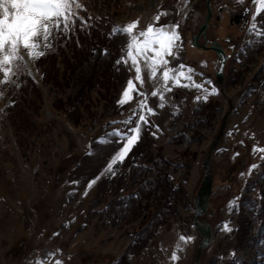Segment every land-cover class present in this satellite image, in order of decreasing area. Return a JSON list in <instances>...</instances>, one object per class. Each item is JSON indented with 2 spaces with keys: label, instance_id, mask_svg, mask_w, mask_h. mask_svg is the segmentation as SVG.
I'll use <instances>...</instances> for the list:
<instances>
[{
  "label": "rangeland",
  "instance_id": "374dc122",
  "mask_svg": "<svg viewBox=\"0 0 264 264\" xmlns=\"http://www.w3.org/2000/svg\"><path fill=\"white\" fill-rule=\"evenodd\" d=\"M166 1L76 0L67 28L33 50L42 56L21 49L24 59L5 66L8 82L0 72V264H193L201 242L194 198L233 106L211 156L214 215L202 220L214 233L200 264H264V8L256 0H216L215 9L222 2L252 8L246 28L226 19L209 33L222 43L241 39L221 88L204 75L212 73L213 52L188 48L193 68H177L179 39L162 57L158 44L140 52L133 43L150 25L181 30L175 12L191 0ZM134 21L131 35L117 31ZM160 59L166 63L153 75ZM129 80L135 90L121 105ZM133 127L139 132H128ZM126 132L137 138L107 171L122 142L113 134ZM147 162L155 166L149 175Z\"/></svg>",
  "mask_w": 264,
  "mask_h": 264
},
{
  "label": "snow or ice",
  "instance_id": "6c2138e0",
  "mask_svg": "<svg viewBox=\"0 0 264 264\" xmlns=\"http://www.w3.org/2000/svg\"><path fill=\"white\" fill-rule=\"evenodd\" d=\"M256 3L264 8V0H256ZM73 4H76V0H0V72H3L6 77L4 82H8L7 77L10 71V69L5 66L10 65L14 60L22 61L24 59V55H22L20 51L21 49L24 50L27 56L38 58L43 55V52H34L33 50L40 48L41 42L47 41L54 29L60 31L61 25L67 28L69 21L74 15L72 12ZM159 18V16L156 17L157 20H159ZM72 22L74 23L75 21ZM138 24V21H134L126 28L117 31L131 35L133 30L138 27ZM255 27L256 25L253 24V28ZM260 34H264V32ZM140 37L145 38L142 43L139 41ZM176 39H178V36L175 32L166 33L162 28L157 30L151 25L146 31L140 32L138 36H132L133 43L138 46L140 52H144L152 45L158 44L160 47V51L156 52L158 57L171 55L173 41ZM128 49L129 51L127 54L132 58L133 66H135L137 62L132 53L133 44H129ZM124 62L127 63V61ZM117 63H121V61H117ZM157 63H166V61L163 59L153 61L151 69L153 75L156 72L155 65ZM135 71L139 74L141 68L136 66ZM163 75L165 80L169 78V73L167 71H165ZM136 79L143 82L139 75H137ZM176 79L178 80L179 78L177 77ZM132 90H135L133 81L129 80L127 82V88L122 94L123 98L119 101L121 105L130 101V92ZM138 94L142 95V93ZM155 94L154 92L153 95ZM141 106H144L143 102H141ZM149 111H151V109H149ZM139 120L147 123L142 116L139 117ZM132 122V118H129L125 123ZM128 132L134 134L138 133L139 127L130 128ZM113 135L122 137V142L121 147L112 158L111 163L107 166V171H111L112 164H115L118 160H123L125 154L130 150L137 138L135 135H128L127 132L123 134L114 133ZM258 151H264V149H259ZM94 182L95 181H92L91 183ZM181 239L187 240L191 238L181 237ZM173 258L178 259V257L175 256Z\"/></svg>",
  "mask_w": 264,
  "mask_h": 264
},
{
  "label": "water",
  "instance_id": "95a60500",
  "mask_svg": "<svg viewBox=\"0 0 264 264\" xmlns=\"http://www.w3.org/2000/svg\"><path fill=\"white\" fill-rule=\"evenodd\" d=\"M213 49L219 54V56L222 59V70H223L225 63L228 60V57L224 55V51L221 49V47L219 45L214 44ZM219 76H220L219 78H221L222 75L219 74ZM223 128H224V124H223L222 130H221V132H220V134H219V136H218V138H217V140L213 146V149L215 148V146L217 145L219 139L221 138V136L223 134ZM204 165H205L206 170L210 171V169H209V167H210L209 158L207 159V161L205 162ZM212 177L213 176L211 173H207L205 175V177L203 178L197 199L195 201V203L197 205L195 224L197 225L198 231L201 234V237L203 240H202L200 247H199V249H200L199 250L200 251L199 256L197 258V261L194 264H199L202 251L210 244L211 239H212V228H211V226L209 224L199 222V217L202 216L203 214H205L207 212V209L209 208V199H210V195L212 194Z\"/></svg>",
  "mask_w": 264,
  "mask_h": 264
}]
</instances>
